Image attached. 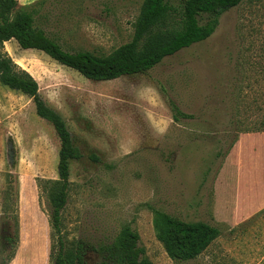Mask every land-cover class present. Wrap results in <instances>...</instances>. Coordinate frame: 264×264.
Returning a JSON list of instances; mask_svg holds the SVG:
<instances>
[{
    "label": "rangeland",
    "instance_id": "rangeland-1",
    "mask_svg": "<svg viewBox=\"0 0 264 264\" xmlns=\"http://www.w3.org/2000/svg\"><path fill=\"white\" fill-rule=\"evenodd\" d=\"M26 1L18 0V8L34 6L37 26L64 49L109 56L133 39L144 0ZM169 1L179 7L184 0ZM242 5L223 14L207 41L147 73L109 82L87 80L14 40L4 44L37 80L82 153L71 163L62 234L69 245L86 244L88 264H101L98 246L126 226L138 232L152 264H264V209L251 213L243 189L221 178L223 155L238 137L248 51ZM252 21L260 56L264 21ZM170 101L192 118L174 121ZM59 150L53 126L37 115L34 102L0 84V241L15 232L17 221L20 237L10 264H54L52 213L39 185L59 178ZM231 171L228 166V176ZM260 197L258 190L250 196L253 203ZM154 209L207 222L221 236L197 259L173 260L157 238Z\"/></svg>",
    "mask_w": 264,
    "mask_h": 264
},
{
    "label": "trees",
    "instance_id": "trees-1",
    "mask_svg": "<svg viewBox=\"0 0 264 264\" xmlns=\"http://www.w3.org/2000/svg\"><path fill=\"white\" fill-rule=\"evenodd\" d=\"M246 1L184 0L179 7H175L169 0H144L133 39L109 56H98L64 49L56 38L37 26L38 11L34 6L18 8V0H0V84L29 97L35 104L37 115L53 126L60 141L59 178L43 179L39 185L52 213V238L56 240L51 253L54 264H88L86 244L78 242L69 245L62 234V213L69 198L71 163L83 156L64 118L43 100L37 80L3 51L4 44L14 40L21 49L43 52L87 80L109 82L147 73L166 58L207 41L218 29L223 14ZM44 3L41 1L38 4ZM169 104L174 121L192 118L173 101ZM236 140L237 137L234 143ZM153 214L157 238L168 256L176 261L197 259L221 236V230L207 222H186L158 209H154ZM19 240L17 221L15 232L0 241V264H10L14 259ZM140 240L137 231L124 227L112 242L98 246L101 264H152L143 257L145 251L140 246Z\"/></svg>",
    "mask_w": 264,
    "mask_h": 264
},
{
    "label": "crops",
    "instance_id": "crops-1",
    "mask_svg": "<svg viewBox=\"0 0 264 264\" xmlns=\"http://www.w3.org/2000/svg\"><path fill=\"white\" fill-rule=\"evenodd\" d=\"M34 1L37 0L26 2L30 4ZM242 6V27L248 39V51L243 69L241 100L237 108L238 137L225 157L226 167L221 178L243 189L242 196L253 213L264 209V79H259L264 75V47L259 49V56L256 53V42L252 41L250 35L258 34L259 29L252 21L253 18L258 17L264 21V0H247ZM228 166L232 169L229 176ZM257 190L261 197L257 203H253L250 196Z\"/></svg>",
    "mask_w": 264,
    "mask_h": 264
}]
</instances>
